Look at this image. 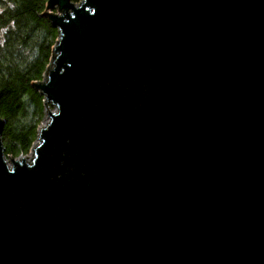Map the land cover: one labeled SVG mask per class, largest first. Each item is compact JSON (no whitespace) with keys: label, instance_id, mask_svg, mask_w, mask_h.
<instances>
[{"label":"water","instance_id":"95a60500","mask_svg":"<svg viewBox=\"0 0 264 264\" xmlns=\"http://www.w3.org/2000/svg\"><path fill=\"white\" fill-rule=\"evenodd\" d=\"M42 14L58 112L11 169L0 117V264H264V0Z\"/></svg>","mask_w":264,"mask_h":264},{"label":"trees","instance_id":"16d2710c","mask_svg":"<svg viewBox=\"0 0 264 264\" xmlns=\"http://www.w3.org/2000/svg\"><path fill=\"white\" fill-rule=\"evenodd\" d=\"M47 0H0V117L7 156L27 153L43 121L34 83L43 78L58 30L42 15Z\"/></svg>","mask_w":264,"mask_h":264},{"label":"bare ground","instance_id":"6f19581e","mask_svg":"<svg viewBox=\"0 0 264 264\" xmlns=\"http://www.w3.org/2000/svg\"><path fill=\"white\" fill-rule=\"evenodd\" d=\"M48 1V0H47ZM83 1L84 0H69V2L70 3H73V6L75 7V8H78V7H80L81 5H82V3H83ZM46 4H47V2H46ZM45 8H46V5H45ZM44 8V9H45ZM48 11L49 12H53V13H56V14H59L60 13V11L55 7L54 9H48ZM67 12L69 13V12H73V10H67ZM44 17H46L48 20H49V17L47 16V15H45V14H42ZM50 21V20H49ZM51 23V22H50ZM56 29L58 30V28L56 27ZM59 37H60V31L58 30V35H57V37H56V39H55V43L53 44V46H52V53H53V48H54V46L56 45V43L58 42V40H59ZM50 61H51V58H50V60H49V62H48V64H47V67H48V65H49V63H50ZM47 67H46V69H47ZM46 71V70H45ZM44 79H45V72H44V74H43V78L40 80V81H44ZM39 93L43 96V94L39 91ZM45 97H44V99H43V104H44V114H45V110H46V108L47 107H51L52 109H50L49 111L52 113V114H55V113H57L58 112V107L56 106V105H54L52 102H48L47 101V106H46V104H45ZM47 112V114H48V117H47V119L50 121L51 120V117H50V112ZM48 121V122H49ZM48 124V123H47ZM46 124V125H47ZM41 126V122H40V124L38 125V133H37V138H36V140L35 141H33V143L31 144V146H30V148H29V150H28V152L27 153H30L31 154V151H33V154H34V149L37 147V145L41 142L40 141V139H38V135L40 134V129L42 128V127H40ZM1 141H2V139H1ZM2 145H3V143H2ZM3 148H4V146H3ZM27 153H24V154H21V155H26ZM20 156V155H19ZM13 157V156H12ZM8 158H9V161H8ZM14 158H16L17 159V157H14ZM4 159H5V162H6V164H7V166H8V168L9 169H11V167H12V165H11V158H10V156H7L6 154H5V148H4ZM32 159H34V158H32ZM18 160H21V159H18ZM10 162V163H9ZM31 162H32V160H31ZM31 162H29V163H31Z\"/></svg>","mask_w":264,"mask_h":264},{"label":"rangeland","instance_id":"374dc122","mask_svg":"<svg viewBox=\"0 0 264 264\" xmlns=\"http://www.w3.org/2000/svg\"><path fill=\"white\" fill-rule=\"evenodd\" d=\"M50 109H52L51 107H48V108H46V110H45V114H44V117H43V121L41 122V126L40 127H44V126H46V124L48 123V119H47V117H48V114H47V112L50 110ZM33 151H31V154L30 153H27L26 155H20V156H18L17 157V159H22V158H24V160H25V162H27V163H29V162H31V160H32V158H33ZM8 161H9V158H8ZM10 163V162H9Z\"/></svg>","mask_w":264,"mask_h":264}]
</instances>
